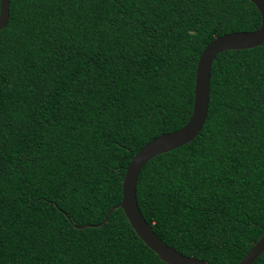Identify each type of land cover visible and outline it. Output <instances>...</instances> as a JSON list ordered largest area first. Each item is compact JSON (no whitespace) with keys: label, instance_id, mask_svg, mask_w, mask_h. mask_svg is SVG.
<instances>
[{"label":"trees","instance_id":"1","mask_svg":"<svg viewBox=\"0 0 264 264\" xmlns=\"http://www.w3.org/2000/svg\"><path fill=\"white\" fill-rule=\"evenodd\" d=\"M259 22L247 0H9L0 264H164L120 209L81 227L118 204L142 146L185 124L203 47ZM135 201L161 242L207 264H238L264 234V42L216 55L202 128L143 166Z\"/></svg>","mask_w":264,"mask_h":264},{"label":"water","instance_id":"2","mask_svg":"<svg viewBox=\"0 0 264 264\" xmlns=\"http://www.w3.org/2000/svg\"><path fill=\"white\" fill-rule=\"evenodd\" d=\"M259 15V26L248 32L228 33L212 39L201 50L194 69L192 105L190 115L179 129L160 134L142 146L129 160L120 182V201L111 207L99 224L81 228L99 227L109 212L120 209L129 228L136 238L164 264H207L205 261L184 256L161 242L143 220L137 210L135 186L143 166L153 157L170 152L190 143L202 128L208 105L209 72L211 64L219 53L241 51L260 46L264 42V0H247ZM9 0H0V30L8 19ZM79 228V229H81ZM264 252V234L251 245L238 264H253Z\"/></svg>","mask_w":264,"mask_h":264}]
</instances>
